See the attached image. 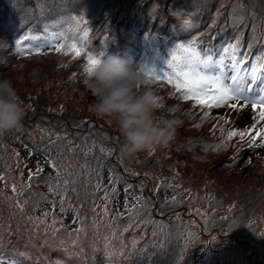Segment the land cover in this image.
I'll use <instances>...</instances> for the list:
<instances>
[{
    "label": "rangeland",
    "instance_id": "obj_1",
    "mask_svg": "<svg viewBox=\"0 0 264 264\" xmlns=\"http://www.w3.org/2000/svg\"><path fill=\"white\" fill-rule=\"evenodd\" d=\"M93 1L0 0V79L12 81L24 106L21 126L0 135V247L12 241V258L22 264H121L126 259L123 264H167V258L162 257L169 253H153L154 245L171 242L179 255L177 241L182 252L184 248L187 255L191 254L181 264H264V147L250 149V142L241 143L237 136L226 148L211 150V157L207 154L204 161L187 156L179 160L181 153L166 157L162 152L148 151L130 161H123L121 154L114 156L108 173H99L90 164L84 147L101 143L102 139L97 138L100 131L108 129L107 123L113 120L99 118L91 110L95 98L85 85L89 76L84 71V52L90 50L100 57L107 40H114L116 34H128L122 25L125 18L139 13L143 20L151 5L155 13L159 12L155 9L160 8V3L164 4L162 11L168 7L165 0H101L97 7L91 5ZM187 1L189 9H172L166 15L168 19L150 24V33L143 37L135 35L137 21L132 20L131 37L125 39L119 55L132 62L126 42L136 41L139 63L135 66L142 76L141 93L148 89L146 83L151 87L149 93L159 91L153 96L164 105L156 107L157 117L167 108L170 111L164 116H179L183 124L175 137H193L204 157L210 148L222 144L228 131L247 129L246 121L251 115L257 119L259 115L250 106L234 110L224 107L212 109L211 116L201 122L196 117L202 116L201 109L193 108L191 100L181 101L167 79H154L150 69L160 68V74L171 72L166 62L175 45L196 39L208 24L221 31V23L228 22L227 16L238 22L236 26L242 34L251 31L254 39L263 36L264 2ZM14 7L24 9L26 16L11 22L6 14L16 12ZM222 11L224 14L216 17ZM245 11L255 16L246 15ZM50 16L58 23H46L44 18ZM186 21L193 27H187ZM197 25L199 28L193 32ZM169 29L178 36L185 31L192 33L183 41L173 38L168 47L166 41L172 35ZM85 31L87 37L83 35ZM49 33H62L65 39L59 43L76 42L84 49L81 56L57 53L51 46L42 47V54L25 56L17 52L15 41L19 37H46ZM30 43L25 41V45ZM109 55L116 53L109 51L105 58ZM160 59L165 66L159 63ZM141 68L145 71L141 72ZM95 121L104 125L97 132L92 126ZM217 125L213 132L211 128ZM188 151L195 153L193 149ZM50 162L56 169L50 167ZM31 167L40 168V172ZM122 181V190L133 186L137 191L133 195L120 194L114 187ZM233 186L248 189L241 196ZM161 188L166 189L160 196L164 198L163 207L155 210L152 204ZM212 190H216V197L209 194ZM250 197L256 202L252 203ZM148 205L153 209L146 215L142 209ZM168 209L180 218L176 219L178 226L167 222L164 227L165 220L164 229H156L149 223L153 215H163ZM67 210L74 211L79 222L74 213L61 215ZM79 223V234H89L91 238L90 249L79 242ZM11 226L19 230V238L26 239V244L15 239L18 232L12 233ZM156 236L161 241H156ZM122 254L128 257H121L119 262Z\"/></svg>",
    "mask_w": 264,
    "mask_h": 264
},
{
    "label": "snow or ice",
    "instance_id": "obj_2",
    "mask_svg": "<svg viewBox=\"0 0 264 264\" xmlns=\"http://www.w3.org/2000/svg\"><path fill=\"white\" fill-rule=\"evenodd\" d=\"M79 23L76 20L77 27ZM185 23L187 27H193L190 22ZM83 35L87 37L88 32L85 31ZM64 39L62 33L59 35L49 33L46 37L24 35L15 41V47L19 54L25 56L32 53L42 54V47L51 46L57 53L71 54L74 58L80 57L84 49L79 48L76 42L70 44L57 42ZM25 41L32 43L25 45ZM84 54L88 61L84 71L90 76L102 53L100 57L90 50ZM169 55L170 59L167 60L166 65L171 72L163 71L162 74H158L155 69H150L149 74L155 73L154 79L166 78L175 92L179 94L181 101H193L192 107H199L202 111L201 122L211 116L212 109L224 107L237 109L238 106H250L253 112L259 107L260 120L264 121V63H253L250 69L247 68L248 57L240 54L239 41L229 43L216 52L198 43L197 39H192L188 42L177 43ZM256 60L262 61L264 58L257 56ZM144 71L141 68V72ZM146 98L155 107L162 106V100L155 98L152 93L146 94ZM194 126L200 127V124ZM216 127L218 125L214 126L213 132ZM256 127L257 125L254 124L251 129L230 130L222 144L213 147L226 148L228 142L237 136L241 143L251 141L253 147H264V129L251 135ZM220 131L223 133L222 128ZM257 137L260 141L258 145L255 143ZM31 178L30 173L29 179ZM13 191H16L15 186H13Z\"/></svg>",
    "mask_w": 264,
    "mask_h": 264
},
{
    "label": "trees",
    "instance_id": "obj_3",
    "mask_svg": "<svg viewBox=\"0 0 264 264\" xmlns=\"http://www.w3.org/2000/svg\"><path fill=\"white\" fill-rule=\"evenodd\" d=\"M146 1V0H145ZM166 3L168 4V7L162 11L164 4L160 3V8L155 9L158 10V13H155L154 11V7L151 5L149 7L148 11H144L147 13V17L143 20L142 16L139 13H133L134 15H132L129 18H125V20L122 22V25L124 26V28H126L128 34H116L115 39L114 40H107L106 45L103 47V49L101 50L102 56L101 57H105L107 55V53L109 51H114L116 53V55L120 56V52L121 49L124 47L125 45V39L130 38L131 34H132V27L129 26V23L132 20H136L137 22H134V25L136 26L135 28V35L143 37L145 34H149L151 30L148 29V26L150 24H154L159 22L161 19L164 21L165 19H168V17H166L167 14H171L169 13L172 9L178 8L181 11H185L186 9L190 8L189 2L187 0H165ZM264 0H261L259 3H263ZM101 3V0H94L93 3L91 4L94 7H97ZM150 3L148 2V5ZM246 12V11H245ZM142 14V13H141ZM224 14V11H222L220 14H218L216 17L220 16ZM253 14L252 12H246V15L249 16H255L251 15ZM6 16L9 18V20L11 22L22 19L26 16V12L24 11V9H22L21 7H18V14L15 17H10L9 15L6 14ZM66 16L70 17V14L68 12H66ZM264 16V14H263ZM127 17V16H126ZM57 18V17H56ZM173 18V17H171ZM196 17H193V19H195ZM46 23H58V19L54 20L52 18V16L50 17H46L44 18ZM227 21L226 24L221 23V31H216V27L212 26L211 24H208L206 26V28H204V30L199 33V35H197V42L198 43H202L204 44L206 47L211 48L214 47L216 45H218L217 50H215L216 52L220 51V48L222 47V45L227 44L230 40H234V42L239 41V51L241 55H246L248 57V63L250 64V66L253 63H259L260 61L256 62V57L260 56L262 58H264V29H263V36H260L256 39L254 36V33H252L251 31H249L247 34H242L240 31V28L237 27V23L238 22H234L232 17H228L227 16ZM182 21L184 22L185 20L182 19ZM264 22V21H263ZM163 23V22H162ZM195 24H197L195 22ZM52 25V24H51ZM165 27V26H164ZM223 27L225 28L226 31H223ZM167 28V27H166ZM199 28V25H197V27L194 28L195 32L197 29ZM170 30V29H169ZM171 34L170 35V39L167 40V43H172V39L173 38H179L180 40H184L186 37L191 35V31H185L184 34H182L181 36L178 37V35L176 34V31H172L170 30ZM134 35V34H133ZM254 39V40H253ZM223 42V43H221ZM220 43L222 44L220 46ZM247 46V47H246ZM126 49L129 52H133L134 54V49H135V55L133 57V61L135 60L136 56V51L138 50V46L136 44V41L133 40L132 43H127L126 42ZM260 49V50H259ZM100 53V54H101ZM264 62V60H262ZM87 65H88V61H86ZM147 75V74H146ZM148 89L147 90H143V94H148L151 90V87L148 83H146ZM159 91H156L154 89V92H152V94L157 93ZM158 100H160L159 98H157ZM162 105H164V103L162 102ZM170 105V104H169ZM163 111V110H162ZM170 111V109H164L162 113V115H166L168 112ZM172 111V110H171ZM197 119L199 121H201V116L196 115ZM109 122V121H108ZM102 123H97L92 122V126H94V131L97 132L96 130H98L99 128H103L104 125H102L103 127H101ZM108 124V129H104L101 132L100 136L97 137L98 139H102V142L99 143L97 142L93 147L88 148V147H84V151L88 152L89 155H87V159H89L90 164L92 165V167H94L96 169V171L98 172L100 170L99 173H108L109 171V166L110 163L114 161V156L120 154V146L123 142V138L121 137L119 130L117 125L115 124V122H109ZM98 127V128H97ZM214 127L211 128V130H213ZM87 131V130H86ZM18 136V134H17ZM26 144H28L27 142H24ZM73 143V142H71ZM196 147V149H195ZM189 149H193L195 153H191L190 151H188ZM215 149V147L210 148L208 151V153H206V155L203 157L202 155H200L201 151H200V146L197 144V142L193 139V137H184V138H178L175 137L174 141L167 147V148H158L153 150L154 153H159L162 152L164 154V156L166 157H171V155L173 153L178 154H182V156H179V160H181L182 157L187 156L188 158H197L200 159L202 161L207 160L208 159V155L211 157V150ZM151 154L153 152L149 151ZM199 152V153H197ZM107 153H109V155H107ZM208 154V155H207ZM50 157H53L54 155L50 152ZM162 155V154H161ZM31 158V157H30ZM158 158L160 159L161 157L158 156ZM206 158V159H205ZM123 161H130V159H124ZM153 161H157L155 158L153 159ZM174 161V160H173ZM50 167L55 168V165H52V163L50 162ZM31 170H36L40 172V168L38 167H31ZM40 174V173H39ZM124 183V181H122L121 183L117 184V187L113 186L114 189L116 191H118L120 194H128L130 193L131 195H133V193H135L137 191V189H134L133 186L128 187L125 190L121 189L122 184ZM112 186H107V189L113 188ZM234 187V186H233ZM235 190L234 192H238L241 196H244L247 189H244L243 187H234ZM244 189V190H243ZM114 191V190H113ZM113 191H111L110 194L113 195ZM106 193H108V191H105ZM115 192V191H114ZM166 189L165 188H161L157 191V194L155 195V197L157 198L156 201L154 202V204H152L155 206V210L156 208H161L163 207V205L161 204L164 200V198L160 197L162 195V193H165ZM230 193V194H235V193ZM139 193V192H137ZM210 195H212L213 197H216V190H212L211 192H209ZM221 194L223 196H225L226 198L229 199V195H226L222 190H221ZM233 197V201L238 203L235 196L232 195ZM252 203H255V198L254 197H250L249 198ZM135 201V200H134ZM165 206V205H164ZM151 207V205H148L147 207H145L143 210L144 214L147 215V213L149 212V214H151V210L153 209ZM141 211V210H140ZM165 213L163 215H153V219H151V221L149 222L150 224H152L156 229H158L159 227L163 228L166 227V223L167 222H172V223H177L176 226L179 225V222H177L176 219H179L178 217H175L174 213L168 209L166 211H164ZM170 213V215H168ZM70 213H67L65 216L69 215ZM165 214L168 215L167 217H165ZM142 216V213L138 214V218H140ZM64 219V218H63ZM166 220V221H165ZM163 221L164 222V227H163ZM143 230V229H140ZM160 230V229H159ZM10 231L14 234H16L19 230L13 226L10 227ZM151 231V230H148ZM163 231V230H162ZM138 232V231H137ZM165 232V231H163ZM167 232V231H166ZM174 236L173 238L176 239L177 237V232L174 231V233H172ZM17 236L15 237V239L19 240L21 242L22 245L26 244V239L25 240H20V233L18 232V234H16ZM157 235V234H156ZM158 236H156L157 238ZM159 241H161V238L159 237ZM174 241V240H173ZM177 246L180 249V254L177 255L174 252L173 249V245L171 242H162L159 245H156L154 247V249L152 250L153 253L157 252L159 250V248L161 247L164 251H166L167 253H169L167 258V264H178V262L181 264L180 261H186L187 257L190 259L191 258V254H186L184 248H183V252H182V248H181V243L177 242ZM13 243L12 241L9 244H1V248L8 250L10 253L13 250L12 247ZM3 246V247H2ZM24 249H27L25 246L23 247ZM27 255V254H26Z\"/></svg>",
    "mask_w": 264,
    "mask_h": 264
},
{
    "label": "clouds",
    "instance_id": "obj_4",
    "mask_svg": "<svg viewBox=\"0 0 264 264\" xmlns=\"http://www.w3.org/2000/svg\"><path fill=\"white\" fill-rule=\"evenodd\" d=\"M14 9L16 12L7 15L15 17L18 7ZM85 85L95 98L91 109L93 113L99 118H107L116 123L123 138L120 154L124 159H134L140 153L167 148L183 124V120L177 115L157 117L155 105L140 91V71L132 62L118 55L100 57ZM23 117V101L12 81L0 79V135L18 129ZM67 213L74 211L67 210L61 215L65 216ZM74 214L78 220L77 214ZM79 230L76 233L79 234ZM79 235L82 238L79 242L90 249L89 245L93 244L89 234ZM0 251L6 250L0 247ZM7 252L4 264H22L12 258V252Z\"/></svg>",
    "mask_w": 264,
    "mask_h": 264
},
{
    "label": "bare ground",
    "instance_id": "obj_5",
    "mask_svg": "<svg viewBox=\"0 0 264 264\" xmlns=\"http://www.w3.org/2000/svg\"><path fill=\"white\" fill-rule=\"evenodd\" d=\"M168 31V30H167Z\"/></svg>",
    "mask_w": 264,
    "mask_h": 264
}]
</instances>
